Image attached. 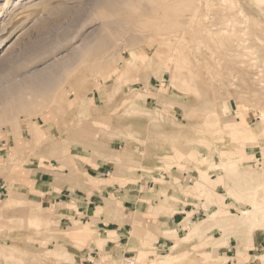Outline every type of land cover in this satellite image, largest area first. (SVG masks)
Instances as JSON below:
<instances>
[{
  "label": "rangeland",
  "instance_id": "rangeland-1",
  "mask_svg": "<svg viewBox=\"0 0 264 264\" xmlns=\"http://www.w3.org/2000/svg\"><path fill=\"white\" fill-rule=\"evenodd\" d=\"M263 120L264 0H0L4 178L10 165L79 156L124 130L136 157L217 209L186 222L174 246L100 264H220L229 236L264 229ZM15 186L0 195V233L19 243H0V264H54L37 244L53 230Z\"/></svg>",
  "mask_w": 264,
  "mask_h": 264
},
{
  "label": "crops",
  "instance_id": "crops-1",
  "mask_svg": "<svg viewBox=\"0 0 264 264\" xmlns=\"http://www.w3.org/2000/svg\"><path fill=\"white\" fill-rule=\"evenodd\" d=\"M111 132L99 149L38 165H10L5 169L8 177L0 174V195L16 183V196L32 205L43 226L52 228L54 238H39L37 244L48 242V249L57 254L54 264H100L106 253L127 262L139 252L163 251L174 246L186 222L206 220L204 215L217 211L177 190L167 173L156 168L157 161L136 157V140H129L127 147L124 130ZM87 141L81 149L89 148ZM120 152L122 156H116ZM156 175L163 176L161 184L152 179ZM10 216L12 211H6L5 218ZM13 235L0 233V243L18 244ZM28 238L20 242L24 248L33 244ZM222 248L220 264H264V229L229 236Z\"/></svg>",
  "mask_w": 264,
  "mask_h": 264
},
{
  "label": "bare ground",
  "instance_id": "bare-ground-1",
  "mask_svg": "<svg viewBox=\"0 0 264 264\" xmlns=\"http://www.w3.org/2000/svg\"><path fill=\"white\" fill-rule=\"evenodd\" d=\"M105 2H106V4H108L109 6H111V7H113V6H116L118 3H120V0H104ZM148 1V0H147ZM136 2V1H135ZM174 2V1H173ZM245 3V2H244ZM133 4V3H132ZM135 5V4H134ZM244 6H246V5H244ZM249 6V5H248ZM118 7V6H117ZM138 7V6H137ZM120 8V7H119ZM132 8V7H131ZM247 8V7H246ZM251 8V7H250ZM134 9V8H133ZM141 9V8H140ZM115 10V9H114ZM139 10V9H138ZM171 10V9H170ZM245 10V9H244ZM248 10V9H247ZM252 10V9H251ZM107 11V10H106ZM253 12H255L254 10H252ZM240 12V11H239ZM251 12V11H250ZM257 13V12H256ZM252 14H254V13H252ZM259 14V13H258ZM137 15V14H136ZM255 16L257 15V14H254ZM258 16V15H257ZM223 17V16H222ZM221 17V18H222ZM228 17V16H227ZM146 18V17H145ZM146 20V19H145ZM225 20V19H224ZM145 22V21H144ZM148 22V21H147ZM147 22H145L146 24H147ZM156 22V21H155ZM150 23V22H149ZM157 23V22H156ZM254 23H255V21H254ZM253 23V24H254ZM154 24V23H153ZM184 24V23H183ZM207 26V25H206ZM152 27V26H151ZM228 27H229V25H228ZM259 27V26H258ZM250 28V27H249ZM253 28V27H252ZM255 28V27H254ZM260 28V27H259ZM258 28V29H259ZM230 29V28H229ZM257 29V28H256ZM261 29V28H260ZM224 30V29H223ZM262 30V29H261ZM211 32V31H210ZM207 33V32H206ZM213 33H214V31H213ZM247 33V32H246ZM253 33H254V31H253ZM179 34V33H178ZM182 34H183V32H182ZM162 35V34H161ZM173 35V34H172ZM124 37H125V35H124ZM176 37V36H175ZM231 37V36H230ZM126 39V38H125ZM203 40V39H202ZM214 44V43H213ZM115 48V47H114ZM234 48V47H233ZM220 49V48H219ZM227 51V50H226ZM161 52V51H160ZM159 52V53H160ZM175 52V51H174ZM190 52V51H189ZM232 52H234V51H232ZM162 53V52H161ZM172 53V52H171ZM230 53V52H229ZM186 54V53H185ZM185 54H184V57H185ZM159 55H161V54H159ZM163 55V54H162ZM178 55V54H177ZM187 55V54H186ZM190 55V54H189ZM210 56V55H209ZM218 56V55H217ZM160 57V56H159ZM164 58V57H163ZM186 59V58H185ZM179 60V59H178ZM128 61V60H127ZM178 62V61H177ZM179 63V62H178ZM235 63V62H234ZM112 64V63H111ZM184 64V63H183ZM127 66H130L129 65V63H128V65ZM187 66V65H186ZM234 66V65H233ZM130 68V67H129ZM172 68H174V67H172ZM191 68V67H190ZM227 68V67H226ZM237 69V68H236ZM124 71H126V69L124 70ZM191 71V70H190ZM233 73H234V71H233ZM197 74V73H196ZM211 77V76H210ZM234 77V76H233ZM229 80V79H228ZM230 81V80H229ZM200 82V81H199ZM205 86H206V84H205ZM198 87V86H197ZM199 88H202V87H199ZM145 89V88H144ZM195 89V88H194ZM148 90V89H147ZM196 90H197V88H196ZM227 90V89H226ZM192 91V90H191ZM112 93V92H111ZM200 94V93H199ZM198 97V96H197ZM201 98V97H200ZM215 104V103H214ZM37 106V105H36ZM196 107V106H195ZM194 107V108H195ZM208 110V109H207ZM122 111H124V110H122ZM195 111V110H194ZM208 113V112H207ZM216 113V112H215ZM133 114V113H132ZM192 115V114H191ZM135 116V115H134ZM186 117H187V115H186ZM214 117V116H213ZM146 118V117H145ZM6 119V118H5ZM220 121V120H219ZM264 121V120H263ZM264 123V122H263ZM4 124V123H3ZM242 124V119H241V121H239V124H237V125H234V128H237V127H239L240 125ZM222 125V124H221ZM156 127V126H155ZM216 127V126H215ZM214 128V127H213ZM246 128H247V126H246ZM238 129V128H237ZM19 130V129H18ZM149 131V130H148ZM242 131H244V130H242ZM150 132V131H149ZM220 132V131H219ZM246 132V131H245ZM158 133V132H157ZM238 136V135H237ZM174 137V136H173ZM46 139V138H45ZM172 139V138H171ZM206 141V140H205ZM208 143V142H207ZM247 143V142H246ZM211 146V145H210ZM50 148H51V146H50ZM39 149V148H38ZM58 149V148H57ZM23 153V152H22ZM36 154V153H35ZM24 156V155H23ZM22 155H21V157H23ZM31 156V155H30ZM36 155H34V158H36L35 157ZM51 155H49V156H47V157H50ZM28 158H30V157H28ZM37 158H39L38 156H37ZM17 159H19V158H17ZM24 159V158H23ZM23 161V160H22ZM25 161V160H24ZM29 161H30V159L28 160V163H29ZM16 162V161H15ZM26 162V161H25ZM202 163V162H201ZM18 164H20L19 162H18ZM216 166V165H215ZM1 168V167H0ZM5 171V170H4ZM116 175V174H115ZM32 206V205H31ZM31 211V210H30ZM32 212V211H31ZM30 215H32V214H30ZM29 215V216H30ZM32 217V216H31ZM36 216L34 215L33 217H32V219H30V220H33V218H35ZM30 218V217H29ZM37 218V217H36ZM38 220V219H37ZM37 220H35V221H37ZM41 221V220H40ZM33 222V221H32ZM33 225V224H32ZM135 228V227H134ZM137 229V228H136ZM139 229V228H138ZM178 246V245H177ZM169 256H171V254H169ZM166 257V256H165ZM131 262H133V261H131ZM133 264H135V263H133Z\"/></svg>",
  "mask_w": 264,
  "mask_h": 264
},
{
  "label": "built area",
  "instance_id": "built-area-1",
  "mask_svg": "<svg viewBox=\"0 0 264 264\" xmlns=\"http://www.w3.org/2000/svg\"><path fill=\"white\" fill-rule=\"evenodd\" d=\"M127 262H130L129 260ZM133 262H131L130 264H132Z\"/></svg>",
  "mask_w": 264,
  "mask_h": 264
}]
</instances>
